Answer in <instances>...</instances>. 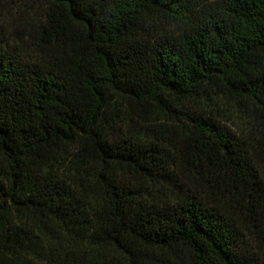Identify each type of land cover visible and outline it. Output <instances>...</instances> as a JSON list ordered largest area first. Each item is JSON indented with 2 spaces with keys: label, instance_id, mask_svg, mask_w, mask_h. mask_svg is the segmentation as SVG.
Here are the masks:
<instances>
[{
  "label": "trees",
  "instance_id": "16d2710c",
  "mask_svg": "<svg viewBox=\"0 0 264 264\" xmlns=\"http://www.w3.org/2000/svg\"><path fill=\"white\" fill-rule=\"evenodd\" d=\"M0 264H264V0H0Z\"/></svg>",
  "mask_w": 264,
  "mask_h": 264
}]
</instances>
